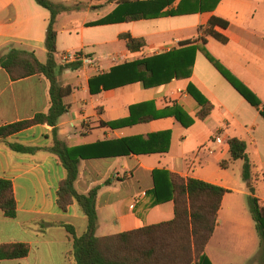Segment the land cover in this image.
<instances>
[{"label":"crops","instance_id":"1","mask_svg":"<svg viewBox=\"0 0 264 264\" xmlns=\"http://www.w3.org/2000/svg\"><path fill=\"white\" fill-rule=\"evenodd\" d=\"M175 6L176 3L166 10ZM114 8L90 0L87 14L78 25L55 28V60L66 52H79L84 57L77 70H64L58 77L62 86L72 88V94L64 101L69 111L57 123L58 137L68 147L95 145L88 152L100 156L116 149L107 142L165 131L171 133V138L165 154L80 161L77 192L87 194L98 188L96 237L171 221L173 202L150 207L151 199L146 195L153 189L152 173L163 171L228 191L222 198L215 232L204 254L211 264H217L207 253L216 241L219 251L216 249L213 255L218 264H240L241 258L250 260L252 253L242 256L238 250L242 242L254 239L255 225L242 200L250 195V187L264 206V197L260 195L264 191V120L259 111L221 77L199 49L191 76L163 86L143 89L140 84H133L91 95L88 80L108 72L114 65L166 53L179 48L181 42L194 41L199 28L211 17H217L228 22L226 30L216 28L227 38V43L207 38L204 46L198 42L195 45L219 61L264 106V0H221L213 12L95 25ZM90 13L95 14L90 17ZM49 16L34 0H0V56L11 49L25 50L34 52L45 63ZM125 33L143 39V49L129 51L125 41L119 39ZM189 88L213 106L206 119L197 118L200 105ZM48 90L49 83L42 76L13 81L0 68V127L46 113ZM144 103L153 105L155 111L177 105L193 119V124L184 128L174 118L164 117L114 130L104 125L128 117L129 106ZM144 113H152V108L147 107L139 115ZM51 131L52 127L47 125H36L6 139L7 143L40 148L32 155L14 153L6 143H0V179L11 182L16 202L14 218L5 217L0 211V247L16 243L29 246L26 257L0 258V264H74L70 257L72 236L63 225L72 226L80 237L86 229V218L76 204L70 205L66 212L57 206L56 192L65 171L46 150L51 145ZM215 135L223 140V145L209 142ZM232 138L246 143L251 163L249 183L241 177L242 161H234L226 169L219 165L230 158L227 142ZM111 226L117 228V233L108 235ZM228 248L231 251L225 252ZM257 256L251 259L256 260Z\"/></svg>","mask_w":264,"mask_h":264},{"label":"trees","instance_id":"2","mask_svg":"<svg viewBox=\"0 0 264 264\" xmlns=\"http://www.w3.org/2000/svg\"><path fill=\"white\" fill-rule=\"evenodd\" d=\"M34 1L50 15L45 38L46 62L41 63L34 52L11 49L0 56V68L5 70L13 81L32 76L44 77L49 83V109L46 113H38L31 119L0 127V143H6V146L14 153L32 155L40 148L7 143L6 139L36 125L52 127L51 145L46 150L57 158L65 171V177L59 183L56 192L57 206L62 212H66L70 205L76 204L86 218V229L80 237L75 235L72 226L63 225L72 236L70 257L74 264H211L204 254L205 248L215 232L217 212L223 196L228 191L194 178H182L176 174L154 171L152 173L153 189L146 193L151 199L150 207L172 201L173 219L114 236L96 237L98 188L91 189L87 194L77 192L75 183L79 176L80 161L98 157L165 154L169 151L171 133L165 131L107 142L108 146H116V149L111 150L105 156L88 152V149L95 145L68 147L60 140L57 123L59 118L69 111V105L64 101L72 94V88L62 86L58 77L66 69L77 70L81 61L77 60L57 68L54 58L57 34L54 26L57 16L66 8L50 0ZM104 1L115 4V8L95 25L213 12L221 0H180L175 8L168 10L166 9L174 4L173 0ZM216 28L226 30L228 22L211 17L205 26L199 28V35L194 41L181 42L179 48L166 53L114 65L108 72L88 80L89 93L98 95L101 91L115 90L133 84H140L143 89H152L166 85L172 80L187 79L191 76L195 55L199 49L221 77L249 105L256 108L264 120V106L260 100L204 48L195 45L198 42L204 46L207 38H212L220 44H226L227 38L217 32ZM119 39L125 41L129 51H140L145 46L143 39L133 38L129 33L119 35ZM189 93L200 105L197 118L206 119L213 110V106L190 88ZM147 107L152 108V113L139 115L141 111L145 112ZM128 111V117L104 125L114 130L164 117L174 118L184 128L193 124V119L177 105L155 111L153 105L144 103L129 106ZM227 144L230 158L228 161L221 162L220 167L226 169L230 163L242 161L241 177L243 181L249 183L251 163L246 153V143L232 138ZM248 191L250 194L247 198L249 212L260 238V251L255 259L259 264H264V206L254 197L253 187H250ZM0 211L7 218L12 219L16 215L13 187L11 182L5 179H0ZM28 253L29 246L25 244L16 243L0 247L2 260L24 258Z\"/></svg>","mask_w":264,"mask_h":264},{"label":"rangeland","instance_id":"3","mask_svg":"<svg viewBox=\"0 0 264 264\" xmlns=\"http://www.w3.org/2000/svg\"><path fill=\"white\" fill-rule=\"evenodd\" d=\"M51 2H53L54 4H62L66 10L64 12H62L61 14H59L57 16V21L55 22V26L54 28H56V30L61 29V28H70L74 25H78L79 22L82 21V19L85 17V15L87 14V6L90 3V0H78L80 4H78V2H76V0H50ZM94 1L95 3L101 2L104 3L105 6H111V7H115V4H109L107 2H105L104 0H91ZM174 3H177L180 0H173ZM63 2V3H61ZM75 4H78L77 7H74ZM95 13H90L89 16L92 17V15H94ZM55 58V55H54ZM122 61V60H120ZM125 61V60H124ZM55 63L57 65V68L59 66H65V64H62L59 59L58 61L55 60ZM104 67H106V64H103ZM69 70V69H66ZM260 195H262L264 197V191L260 192ZM248 197L244 198L242 197V200L244 202V204L246 203V210L250 215L249 212V206H248ZM251 218V217H250ZM251 222H253L252 218H251ZM108 235L109 234H115L117 233V228L115 226H111L110 230L108 232H106ZM99 234H101V232H99ZM253 236L254 239L251 242H246V243H241L240 247H239V252L242 256H247V255H251L252 253V257H254L256 254L258 255L259 251H260V238L256 232L255 229H253ZM216 241H213L207 251L208 255L213 259V261L215 263L218 264V261L214 258V252L217 249L219 251V248L216 246ZM226 251H231V249H225ZM235 251V250H234ZM229 253V252H227ZM251 258H249L250 260H243V258L240 259L239 263L240 264H258L256 262V260H252Z\"/></svg>","mask_w":264,"mask_h":264},{"label":"built area","instance_id":"4","mask_svg":"<svg viewBox=\"0 0 264 264\" xmlns=\"http://www.w3.org/2000/svg\"><path fill=\"white\" fill-rule=\"evenodd\" d=\"M142 1V0H140ZM84 59V57L82 56L81 53L79 52H66L64 54H62L60 57H59V61L62 63V64H70V63H73L77 60H80L82 61ZM85 61H88V59H86ZM210 143H216L218 145H223L224 142L222 139H220L218 136H212L209 140Z\"/></svg>","mask_w":264,"mask_h":264}]
</instances>
